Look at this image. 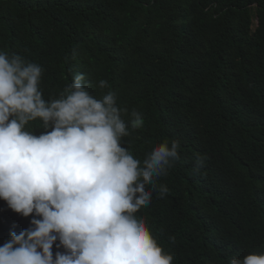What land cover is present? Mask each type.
I'll return each instance as SVG.
<instances>
[{"label": "trees", "instance_id": "obj_1", "mask_svg": "<svg viewBox=\"0 0 264 264\" xmlns=\"http://www.w3.org/2000/svg\"><path fill=\"white\" fill-rule=\"evenodd\" d=\"M0 51L43 68L46 101L77 74L97 99L114 92L127 110L121 144L141 162L179 142V160L134 214L172 264L263 253L264 0H0ZM25 130L39 135L42 121ZM31 219L0 200V245Z\"/></svg>", "mask_w": 264, "mask_h": 264}, {"label": "clouds", "instance_id": "obj_2", "mask_svg": "<svg viewBox=\"0 0 264 264\" xmlns=\"http://www.w3.org/2000/svg\"><path fill=\"white\" fill-rule=\"evenodd\" d=\"M42 73L0 51V200L32 217L30 227L11 231L0 245V264H172L134 214L179 160V142L157 144L141 162L121 144L129 135L121 118L127 110L114 92L97 99L77 74L59 99L46 101ZM131 117L132 128L143 127L139 112ZM37 119L44 131L25 130ZM159 192L163 197L167 186ZM261 251L229 264H264Z\"/></svg>", "mask_w": 264, "mask_h": 264}]
</instances>
